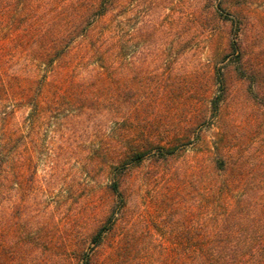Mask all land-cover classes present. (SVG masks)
<instances>
[{"label":"rangeland","instance_id":"rangeland-1","mask_svg":"<svg viewBox=\"0 0 264 264\" xmlns=\"http://www.w3.org/2000/svg\"><path fill=\"white\" fill-rule=\"evenodd\" d=\"M84 4L86 0H0V51L24 32L15 31L17 27H64L68 13ZM130 4L128 61L133 72L128 84L120 77L115 91L123 93L126 85L135 93L140 90L147 100L132 111L135 126L144 138L162 145L174 142L179 149L168 164L149 159L130 167L122 185L125 210L103 243L92 250L94 264L175 261L182 211L188 207L192 212L199 181L204 186L203 180H210L218 157L227 161L237 179H247L264 194L260 96L232 75L217 110L210 104L218 88L211 69L229 35V24L198 27V0H130ZM227 5L243 9L246 44L255 58L264 60V0H227ZM27 89L22 82L9 92L20 99ZM65 89L60 86V91ZM56 91L47 86L42 98ZM103 132L89 142L81 133L76 138L65 135L70 137L62 152L67 176L83 177L86 157L100 158L92 145L102 147L105 155L116 151L111 132L106 137ZM92 175L102 183L104 167L97 166ZM95 185L90 197L81 186L62 193L33 188L21 189L16 204L0 203V264H75L79 250H89L88 230L105 220L108 202L114 199L104 186Z\"/></svg>","mask_w":264,"mask_h":264},{"label":"trees","instance_id":"trees-1","mask_svg":"<svg viewBox=\"0 0 264 264\" xmlns=\"http://www.w3.org/2000/svg\"><path fill=\"white\" fill-rule=\"evenodd\" d=\"M242 10L232 9L227 0H198V27L230 26L211 69L218 86L210 101L213 110L225 98L232 75L247 82L264 105V60L255 58L246 44ZM130 13V0H86L79 11L68 13L64 27H17L25 35L0 51V203L16 204L21 189L33 188L62 193L81 186L90 197L96 183L114 195L105 220L88 230L89 250L81 248L75 264H94L92 250L125 210L122 185L130 167L149 159L168 164L179 149L174 142L162 145L144 138L135 126L132 111L147 100L140 90L135 93L126 85L123 93L115 91L120 77L128 84L133 72ZM22 82L28 87L25 95L12 98L9 91ZM47 86L57 91L44 99ZM60 86L66 89L60 91ZM109 125L114 127L105 130ZM101 130L103 137L111 132L116 151L105 155L102 147L92 145L100 158L86 157L83 177L67 176L62 152L70 137L65 135L81 133L89 142ZM101 165L102 183L92 175ZM211 172L204 186L199 181L192 212L188 207L182 211L180 248L175 261L166 264H264V194L247 179H237L222 157Z\"/></svg>","mask_w":264,"mask_h":264}]
</instances>
